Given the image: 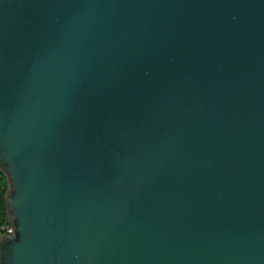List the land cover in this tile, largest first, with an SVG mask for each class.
I'll return each mask as SVG.
<instances>
[{"label":"water","instance_id":"water-1","mask_svg":"<svg viewBox=\"0 0 264 264\" xmlns=\"http://www.w3.org/2000/svg\"><path fill=\"white\" fill-rule=\"evenodd\" d=\"M0 264H264V0H0Z\"/></svg>","mask_w":264,"mask_h":264},{"label":"trees","instance_id":"trees-1","mask_svg":"<svg viewBox=\"0 0 264 264\" xmlns=\"http://www.w3.org/2000/svg\"><path fill=\"white\" fill-rule=\"evenodd\" d=\"M9 192V182L7 177L0 171V224L8 220L7 196Z\"/></svg>","mask_w":264,"mask_h":264},{"label":"built area","instance_id":"built-area-1","mask_svg":"<svg viewBox=\"0 0 264 264\" xmlns=\"http://www.w3.org/2000/svg\"><path fill=\"white\" fill-rule=\"evenodd\" d=\"M14 233L15 229L9 220L3 224H0V239L3 237H13Z\"/></svg>","mask_w":264,"mask_h":264}]
</instances>
